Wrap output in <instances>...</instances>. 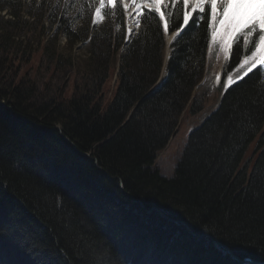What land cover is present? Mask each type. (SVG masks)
Instances as JSON below:
<instances>
[{"label":"trees","instance_id":"obj_1","mask_svg":"<svg viewBox=\"0 0 264 264\" xmlns=\"http://www.w3.org/2000/svg\"><path fill=\"white\" fill-rule=\"evenodd\" d=\"M82 4L0 0V101L12 107L0 103V264H245L226 246L264 261V83L250 74L224 90L166 177L155 153L186 107L203 108L193 91L205 29H186L150 90L165 49L157 21L125 45L123 15L94 26V8ZM78 44L88 51L83 78L55 87L79 68ZM254 140L248 174L241 161Z\"/></svg>","mask_w":264,"mask_h":264},{"label":"snow or ice","instance_id":"obj_2","mask_svg":"<svg viewBox=\"0 0 264 264\" xmlns=\"http://www.w3.org/2000/svg\"><path fill=\"white\" fill-rule=\"evenodd\" d=\"M84 5L94 8L91 17L94 26L104 21L108 14L117 16L119 13L132 20L134 27L128 26L124 36L128 41L148 19L157 21V33L162 28L170 46L190 26H203L209 54L215 51L216 58L219 60L222 55L226 62L223 73L226 80L217 74L216 84H222L223 89L228 90L250 74L257 77L253 84L264 83V0H83ZM165 75L166 71H163L162 78ZM258 91L264 97V89ZM247 111L251 113V109ZM252 175H255V169ZM5 196L6 189L0 187V201ZM78 264L96 262L82 257Z\"/></svg>","mask_w":264,"mask_h":264},{"label":"rangeland","instance_id":"obj_3","mask_svg":"<svg viewBox=\"0 0 264 264\" xmlns=\"http://www.w3.org/2000/svg\"><path fill=\"white\" fill-rule=\"evenodd\" d=\"M125 19V28L127 26L128 17L124 16ZM128 24L133 25L132 20H129ZM128 27V26H127ZM127 32V28H126ZM167 40V37H166ZM65 41L64 37H60V43L63 44ZM169 50L167 45L165 48L166 51ZM76 52L77 63L76 66L79 68H73L71 70L70 76H61L55 78V87L60 86L64 81L66 84H71L72 80L80 82L83 78L82 72L80 69L85 66V60L88 57V51L86 47H74ZM121 49L119 50L115 61L118 66V56ZM225 61L221 55V58L218 60L215 55V51L212 54H209L207 49V65L206 72L201 82L194 88L193 94H201L203 108L196 113H191L190 111H184L180 114L178 118L177 128L169 136L166 145L161 149L157 150L155 157L153 159L152 167L157 169L162 175L166 177H171L174 175L175 167L177 162L180 160L182 153L184 151L185 145L188 140V134L208 116L212 111H214L218 105L219 99L221 98V93L224 90L222 84H216L215 76L220 73L223 69ZM165 71V68L162 69V72ZM115 77V76H114ZM40 81L44 79L40 78ZM226 80V78H225ZM112 84H114V79H112ZM256 140L249 144L245 152V156L242 158L241 166H245L248 174L252 170V165L254 159L257 156L259 149L255 148ZM186 226V225H185Z\"/></svg>","mask_w":264,"mask_h":264},{"label":"water","instance_id":"obj_4","mask_svg":"<svg viewBox=\"0 0 264 264\" xmlns=\"http://www.w3.org/2000/svg\"><path fill=\"white\" fill-rule=\"evenodd\" d=\"M125 43H128V40H125ZM0 103H2L3 105H5L6 107H8L9 108V110L12 112V107L11 106H9V105H7L4 101H0ZM23 118H25V119H27L26 117H24V116H22ZM54 128H58L59 129V127L58 126H55ZM63 137L66 139V140H68V141H70V139L67 137V136H65L64 134H63ZM72 144L74 145V146H76L75 145V143L72 141ZM77 150L79 151V152H81V153H83V154H85V155H87V156H89L90 157V154L88 153V152H85V151H81L78 147H77ZM91 159H94V160H96V158L95 157H90ZM121 188H123V184L121 183ZM184 224L186 225V227L188 228V229H190V227L188 226V224L186 223V222H184ZM203 234H209V233H203ZM202 235V234H201ZM210 235V234H209ZM227 247V246H226ZM234 257H236L240 262H242V263H245V264H264V261H255V260H251V259H241V258H239L238 256H236V255H233Z\"/></svg>","mask_w":264,"mask_h":264},{"label":"bare ground","instance_id":"obj_5","mask_svg":"<svg viewBox=\"0 0 264 264\" xmlns=\"http://www.w3.org/2000/svg\"><path fill=\"white\" fill-rule=\"evenodd\" d=\"M130 25H131V24H128V26H130ZM131 26H133V25H131ZM218 74H220V73H218ZM158 85H159V84H158ZM158 85H157L156 82H155V83L152 85V87H151L150 90L154 89V88L157 87ZM55 126H58V127H59V125H55ZM55 126H54V127H55ZM54 127H53V128H54ZM57 129H58V128H57ZM59 130L61 131L60 127H59ZM64 135H65V134H64ZM62 136H63V133H62ZM65 136H66V135H65ZM63 138H64V137H63ZM64 139H65V138H64ZM67 141H68V140H67ZM70 142L72 143L71 140H70ZM72 145H73V144H72ZM73 146H74V145H73ZM74 147L77 149L76 146H74ZM88 153H89V152H88ZM82 154H83V153H82ZM89 154H90V153H89ZM84 155H85V154H84ZM88 157H89V156H88ZM90 157H93V156L90 155ZM90 157H89V158H90ZM90 159H91V158H90ZM93 160H94V159H93ZM94 161L96 162V160H94ZM104 172H105V170H104ZM105 173H106V172H105ZM109 177H113V178H114L115 176H111V175H109ZM119 181H120V182H119V185H120V188H121V183H122V182H121V179H120V178H119ZM121 189L124 190L123 188H121ZM135 199H136V198H135ZM140 204L143 205L142 202H140ZM146 209H157V210H160V209H159L158 207H156V206H150V207H148V208H146ZM180 220H181V222H183L182 219H180ZM207 235H208V234H207ZM226 248H227V250L232 254V256L235 255V254L230 250V248H229L228 246H227ZM236 256H237V255H236ZM233 257H234V256H233ZM235 258H236V257H235Z\"/></svg>","mask_w":264,"mask_h":264}]
</instances>
